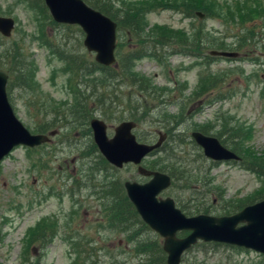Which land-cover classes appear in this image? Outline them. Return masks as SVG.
<instances>
[{
	"label": "rangeland",
	"instance_id": "rangeland-1",
	"mask_svg": "<svg viewBox=\"0 0 264 264\" xmlns=\"http://www.w3.org/2000/svg\"><path fill=\"white\" fill-rule=\"evenodd\" d=\"M184 1L194 0H155L156 8L143 15L145 35L151 33L161 42L162 37H171L168 42H172L164 51L155 49L158 60L139 55L131 62V70L124 74L142 78L148 87L155 89L157 97L149 100L147 93L126 80L123 85L119 80L101 78L98 74H81L74 82L70 70L56 56L65 50H77L93 60V54L82 46V32L73 31V36H66L68 29L64 26L67 25L49 24L42 12L28 9L19 0H0V16L14 20L10 36L0 38V55L17 46L19 54L33 69L34 91L25 93L13 87L6 91L7 100L15 116L32 133L36 132V126L45 127L49 122L53 124L46 132L57 131L48 145L33 150L16 147L0 163V264H33L37 260L39 264H64L58 245L53 250H41L44 254L35 259L33 236L52 222L61 227L72 221L81 225L82 220H104L103 205L96 190H92L96 181L87 182L88 170L93 171L97 166V155L77 161L84 151H90L88 146L92 144L90 131L85 134L83 128L85 115L91 114L90 118L103 121L107 137H111L113 127L119 122L134 118L133 134L137 141L153 143L157 132L165 133L158 121L174 119L176 131L182 129L188 135L193 130H205L232 149V143L226 140L230 134L222 130L225 125L232 136L237 134L235 143L242 147L240 153L247 158L245 164L264 156V92H261L264 90V0H200L207 11L210 9L203 20L184 17L181 13L185 8L179 6ZM122 5L133 10L148 7L147 0H117L113 9ZM196 28L209 34L210 44L205 49L203 44L193 46L195 35L202 33L195 31ZM180 37L189 38L191 49L173 46L177 43L173 38ZM132 46L126 45L124 51ZM213 47L236 52L237 56L209 55V51L216 50ZM216 79H221V83L211 87ZM106 82L109 86L103 94L101 86ZM159 99L164 102L157 104ZM114 102L117 108L107 105ZM163 146L158 153L144 159V167L165 160ZM172 154L171 159L161 164L175 163L179 169L190 172L191 180H172L171 186L159 196L171 198L185 215H194L200 210L199 213L205 211L208 215H228L235 207L234 201H250L261 187L257 174L245 170L241 164H211L203 157L197 159L193 146L174 148ZM72 157L77 159L71 163ZM133 167L125 166L114 171L115 175L105 172L95 177L98 182L102 176H107L110 182L115 176L120 181H145ZM72 173L81 185L88 186L80 188L73 179L66 180L65 176L70 177ZM58 189L63 191L60 197L54 195ZM93 205L94 209L89 208ZM88 225L91 226L83 224L85 230ZM100 228L97 235L100 241L103 239L104 245L112 244L114 249L111 259L101 257L98 264H137L124 250L125 235ZM148 235L154 238L152 232ZM143 239L148 241L143 242L144 246H150L151 240ZM119 240L123 242L120 250L117 249ZM128 250L131 253V248ZM186 252L182 255V264H264V256L259 253L223 244L197 243ZM140 258L142 263L146 261V256Z\"/></svg>",
	"mask_w": 264,
	"mask_h": 264
},
{
	"label": "water",
	"instance_id": "water-1",
	"mask_svg": "<svg viewBox=\"0 0 264 264\" xmlns=\"http://www.w3.org/2000/svg\"><path fill=\"white\" fill-rule=\"evenodd\" d=\"M49 16L55 23L76 25L83 34L82 45L94 54L95 63L110 66L114 63L115 23L100 12L87 6L82 0H43ZM199 14V13H197ZM14 25L10 17L0 16V34L7 37ZM212 55L235 57V53L211 52ZM8 73L0 69V161L17 146L32 148L46 142L42 134H31L15 117L6 97ZM92 141L100 155L115 168L123 164L137 166V173L149 177L142 184L125 181L126 198L140 220L162 238L161 249L165 264H179L181 253L197 241L236 246L264 256V199L247 205L238 212L213 217L195 215L186 217L175 208L170 198L156 196L169 186V177L157 171H147L139 163L156 150L163 136L153 144L138 143L131 133L134 123L120 122L111 137L106 136V127L98 119L89 121ZM190 137L207 159L213 161L239 160L214 137L192 132ZM178 231H188L183 238L175 236Z\"/></svg>",
	"mask_w": 264,
	"mask_h": 264
},
{
	"label": "trees",
	"instance_id": "trees-1",
	"mask_svg": "<svg viewBox=\"0 0 264 264\" xmlns=\"http://www.w3.org/2000/svg\"><path fill=\"white\" fill-rule=\"evenodd\" d=\"M82 1L86 3V5L91 7L92 9L109 17L111 20H113L116 23V52H115L116 60H115V65L110 66V67L109 66L104 67L102 65L95 63L86 53L83 54L82 52H79L77 50L76 51L75 50H72V51L65 50L66 53L65 51H62L60 53L61 55H57L56 57L59 61L63 62L66 65V67L70 70V72L72 73L73 81L76 82L78 78L80 79L81 74H84L85 76H87L88 74L89 75L98 74V76L99 77L101 76V78L104 77V78H110L111 80H119V83H123V85L125 84L124 81L126 80L129 85L136 86L138 89L147 93L146 97L149 100H153V99L155 100V98L157 97L156 96L157 93L154 88L148 87L142 81V78L134 79L132 77H129V75L128 77H125L124 74H126L127 72L131 70V67H132L131 62L135 60L139 55L145 56L146 54L158 60L157 56L155 55V49L160 48V50L164 51L165 49L169 47L168 44L172 43V42H168L169 39H171V37L164 36L162 37V42H161L160 39L157 38L156 40L155 38H153L151 33L150 35H145L146 33L145 31L147 30L145 29L143 15L144 13L150 10H154L156 8L155 3L157 2H155V0H147V4H148L147 9L142 10L140 7L138 9L133 10L127 5H122L120 8L113 9V4L117 2V0H82ZM19 2H21V4H23L25 7H27L30 10L34 11L37 9L38 12L40 13L42 12L46 20H48L49 24H54V25L56 24L49 17L46 11V8L44 7L42 3V0H19ZM172 5L176 7L175 3H173ZM179 6H183V8H185V10L182 11L181 14L189 18L191 17L195 18L194 13L196 11H200L201 13H204V14H208V12L210 11V9L209 11L206 10V6H204V4L200 0H194V2L192 3L191 2L181 3ZM64 27L68 29L66 36H70V35L73 36L72 35L73 31L80 32V30L74 25H67ZM195 31H199L200 33L202 32L203 34L201 33V35L199 36L195 35L196 41L195 43H193V46L197 48L200 44L201 45L203 44L204 49L205 47H208L209 41L207 40L206 33L201 31L200 28H196ZM173 39L177 40V43L174 44L173 46L178 47L179 49H186V50L191 49L189 48L191 47L190 46L191 41H189L188 37H180V38H173ZM129 44H133V46L131 49L125 52L124 51L125 46ZM262 46H264V44H262ZM213 48L216 50L218 49L215 47ZM19 50L20 49L17 46H13L11 47L10 50H5L4 53L2 52L3 54L0 55V64H4L2 66L0 65V68L6 69L9 74L8 82L6 85L7 93L13 87L19 88L25 93L34 91V84L32 81L33 69L30 68L29 63L25 62V57H22L21 54H19ZM205 58L207 57L205 56ZM82 71L83 73H81ZM219 81L221 83V79L219 80L216 79V81H214L211 87H214L215 85H217ZM107 86H109V83L107 82L105 83V85L101 86L103 90V94ZM90 89L92 90L94 89V87ZM76 92L80 93L78 89ZM162 92L163 91H161L160 93ZM162 102L164 101L159 99L157 104H160ZM107 105H110V106L113 105L114 108L118 107V104H116L115 102L111 104H107ZM157 106L158 105L154 106L153 108ZM90 116L91 114L85 115L84 120L82 121L85 134H89V130L87 128V122ZM158 116H161V114H158ZM130 120L136 121L134 120V118H131ZM162 120L163 122L158 121V126H161L162 129H164L165 133L167 134V139H166V142L163 143L164 146L162 147V150L165 153V160H168L173 157L172 150L174 148L178 149V147L188 146L189 142L186 140V138L183 139L177 133L175 121H173L174 119L173 120L162 119ZM85 127H86V130H85ZM222 130L227 132L228 135L230 134L229 137H226V140L229 143H232V146H233L232 151H234L237 155L241 157L242 161L240 162V164L242 165V168L252 173L257 174V177L261 179V187L259 188V190L255 192L254 197L250 201L246 200L248 202H245V203L241 201H238L236 203V201H234L235 207L231 208V213H230L232 214L240 210L245 205H248L255 201L264 199V156L258 157L257 159L252 158L250 159L251 161L249 163L245 164V161L247 158L245 155H242L240 153L242 147L241 145H239V143H235L236 142L235 139L238 137L237 134H236V137L234 135L232 136L231 134L232 131L229 132L225 125L223 126ZM35 131L36 132L34 133L44 134L46 132V129L43 125H38L35 127ZM182 135L187 136L185 132ZM221 143L223 144V141H221ZM189 146L194 147L195 156L197 159L202 158V155L196 149V146L194 145L193 142H191ZM95 154L98 156V157L96 156L98 160V165L95 163L97 165L96 170H93V171L88 170L89 171L88 173L90 176L89 178L91 179L92 174L95 176L98 173L102 174L105 172H108L109 175H113V172L111 171L112 168L99 156L93 144H91L90 151L87 154L86 153L82 154L81 157L87 158L90 155L95 156ZM165 160L155 161L147 165V167L149 170H156V171L166 173L173 181H176V182L182 181V180L184 182H187L191 180L190 172L188 173V171L185 170L184 168L179 169L178 167H176L175 163H171V161L169 162L171 164L167 162L164 164H161ZM107 178H108L107 176H102L98 184L99 185L98 186V197H99L98 200L101 203V205H103L102 214H103V218L105 221V224H103L102 226H105V228L109 230H115L116 232L123 234V236L125 235L126 236L125 238L127 240H134L137 236H141V234L138 233V231L142 230V228H145V225L139 220L133 207L128 202L127 198L125 197L123 189L119 182L120 180L119 177L115 176V179L111 182L107 181L108 180ZM196 181L197 180H195V182ZM210 201L212 202V199ZM200 211H195L194 213L197 214ZM203 212L206 213L205 211ZM32 236L33 235H31L30 239L28 240L29 244H31ZM43 236H44V229L40 231V233L36 236V239L38 237H43ZM0 239H1V236H0ZM150 248L152 249L155 255L154 262L158 260V264H161V263L163 264V259H164L163 253L161 254V251L158 250L157 247H153L152 245L150 247L148 246L146 250ZM141 254L146 255V261H144V263L151 264V262H149L148 260V257H149L148 255H150V252L144 250L142 251ZM129 259H126V262H128Z\"/></svg>",
	"mask_w": 264,
	"mask_h": 264
},
{
	"label": "flooded vegetation",
	"instance_id": "flooded-vegetation-1",
	"mask_svg": "<svg viewBox=\"0 0 264 264\" xmlns=\"http://www.w3.org/2000/svg\"><path fill=\"white\" fill-rule=\"evenodd\" d=\"M192 2H194V1H192ZM201 17H199V18H201ZM205 33H206L207 40H208L209 34L207 32H205ZM208 44H210V43L208 42ZM218 50L223 51L222 49H220V47L218 48ZM261 92H264V90H261ZM90 120L91 119H89V121ZM89 121H88V129H89L90 134H91V130L89 128ZM52 124H53V122H49L48 124H46L45 129H47ZM180 130L181 131H177V133L183 139L186 138V140L190 143V139L187 136L182 135L184 132L182 129H180ZM193 131H198L201 134L211 136V135H208L207 131H205V130L198 129V130H193ZM44 134L47 137V140H46V142H44V144L48 145V143L51 141V138H53L57 134V131H56V129H52L48 132H45ZM188 136H189V134H188ZM217 137H219V133H218ZM165 138H167V136ZM91 140H92V134H91ZM88 147H91V145ZM51 152H54V151H51ZM84 152L87 154L89 151H84ZM76 159H77V157H72L71 163L75 162ZM88 159H92V156L90 155L87 158L80 157V160L78 159L77 161L83 162V161L88 160ZM63 162L65 163L66 161H63ZM96 164L98 165V160H97ZM125 166H123V168ZM127 166H131V165H127ZM142 167H144V166H142ZM133 168H135V171H136L137 166H134ZM144 168L148 169V167H144ZM96 169H97V167L95 166L94 170H96ZM114 169L115 168L112 167L111 171L115 175ZM72 170H73V172H75L74 167H72ZM77 173L74 175H77ZM60 178L63 179V177H61V176H60ZM69 178L74 180V184H76L77 187L79 186L81 188L82 186H88L87 184L81 185L79 183V181L76 179L77 177L73 176V173L70 177L65 176L66 180H68ZM144 179H145V181H143V182H146L149 178L146 177ZM52 181L54 182L55 179H53ZM89 181H91V182L96 181L95 183H93L92 190L93 191L96 190V192L98 193V185H96V184H99L98 178L92 174L91 179L89 178L87 182H89ZM125 181H127V180H124V181L119 180L123 190H124L123 184ZM143 182H139V183H143ZM55 183H56V181H55ZM33 184H35V180H34ZM58 191L59 192L55 191L54 195L57 197H60L63 194V191L59 190V189H58ZM89 208L94 209V205L92 207L89 206ZM49 222H52V221H49ZM84 223L91 225V226L88 225V230L84 229V226H83ZM99 224L103 225V224H105V221L104 220L102 221V219L101 220L91 219L89 221L82 220L81 225H76L72 221L69 224L62 225L61 227H59L58 225H54L52 222L50 225H48L49 227L42 228V230L44 229V236L43 237H38L36 239V236H33V238H32L33 239L32 255L35 257V259H39L44 254L43 252L41 253V250H43V249L44 250L45 249L53 250V248L57 247V245H58V247L62 251L61 256L65 260L64 264H66V263H68V264H98L100 258L104 257V256H108L111 259L113 256L114 246L112 244L111 245H104V243L101 242L103 239L100 241V239L97 235L99 234V229H101L100 227H103V229H104L105 226H102V225L100 226ZM109 231L112 232V230H109ZM149 232H152V231H150L145 226V228H142V230L138 231V233H140L141 236H137L134 240L124 241V245H125L124 250H127L126 252L129 253V256L132 259H135L137 264H145V263H142L141 258H140V256H146L144 254H141L142 251H144V250L150 252V255H148L150 257V258L148 257L149 262H151V264H158V260H156V262H154L155 255L151 249L152 247L150 249L146 250L148 248V246H144V243L147 244L148 241L145 242L143 237L145 239H150L151 240V241H149L150 246L152 245L153 247H157L158 250L161 251V254L163 253L161 246H160V243H159L160 238H158L153 232H152V235L154 236V238H151L148 235ZM178 236H180V234H178ZM122 243H123L122 240L118 241V243H117V249L118 250H120ZM137 244H139V245H137ZM112 246H113V248H112ZM195 246L196 245L192 246L191 248H194ZM130 248H131V253L128 250ZM39 251H40V253H39ZM163 255H164L163 264H165V254L163 253ZM180 260H181L180 264H182V257ZM33 264H39L38 260ZM50 264H52V263H50Z\"/></svg>",
	"mask_w": 264,
	"mask_h": 264
}]
</instances>
